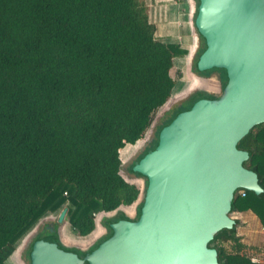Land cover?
I'll list each match as a JSON object with an SVG mask.
<instances>
[{
	"label": "trees",
	"instance_id": "1",
	"mask_svg": "<svg viewBox=\"0 0 264 264\" xmlns=\"http://www.w3.org/2000/svg\"><path fill=\"white\" fill-rule=\"evenodd\" d=\"M147 1L0 0V264L46 216L65 209L68 229L83 239L93 215L135 202L138 187L120 174L119 151L146 134L174 87L172 60L186 54L155 39ZM236 148L247 152L242 167L256 174L262 196L243 190L230 213L253 215L264 232V123ZM123 218L117 211L104 225ZM236 224L208 243L218 264H264L241 253ZM110 235L86 252L61 246L53 228L33 241L48 237L83 259Z\"/></svg>",
	"mask_w": 264,
	"mask_h": 264
},
{
	"label": "water",
	"instance_id": "2",
	"mask_svg": "<svg viewBox=\"0 0 264 264\" xmlns=\"http://www.w3.org/2000/svg\"><path fill=\"white\" fill-rule=\"evenodd\" d=\"M189 1L194 46L188 63L199 36L205 49L196 68L222 69L225 91L217 73L205 79L191 75L188 93L218 101L200 99L158 131L154 150L131 168L141 176L128 182L138 187L131 209L104 214L124 216L109 225L110 237L83 259L41 238L31 245L30 264H218L208 243L216 232L232 229V197L237 190L262 196L256 174L242 167L248 154L236 144L264 123V0H196L197 7ZM64 215L65 209L57 221ZM99 218L83 252L105 234Z\"/></svg>",
	"mask_w": 264,
	"mask_h": 264
},
{
	"label": "crops",
	"instance_id": "3",
	"mask_svg": "<svg viewBox=\"0 0 264 264\" xmlns=\"http://www.w3.org/2000/svg\"><path fill=\"white\" fill-rule=\"evenodd\" d=\"M147 4L149 6L148 20L155 28V39L161 43L178 44L186 50L184 56L176 57L172 60V67L169 70V76L174 80V87L168 101L175 97V100L172 101L173 104L187 96L190 89L188 86L184 91H181V86L186 82L183 73L185 64L187 62L189 66L188 58L194 46V34L190 23L192 4L189 0H148ZM125 147L127 148L128 146ZM233 220H239L238 228H244L243 230L247 231V235H251L250 238L254 236L257 240L264 239V232L253 215L235 213L233 214ZM4 264L15 263L9 257Z\"/></svg>",
	"mask_w": 264,
	"mask_h": 264
},
{
	"label": "flooded vegetation",
	"instance_id": "4",
	"mask_svg": "<svg viewBox=\"0 0 264 264\" xmlns=\"http://www.w3.org/2000/svg\"><path fill=\"white\" fill-rule=\"evenodd\" d=\"M205 49V43L203 41V39L201 37H199L198 39V49L196 51V53L194 54L193 56V59L191 61V63L185 64V69H184V77L186 79V82H185V86L187 85V87L189 86V84H191V81H190V78H189V73L187 72V70L189 69L190 71V74L191 75H194L196 77H199V78H207L209 77L210 75L214 74V73H217L218 74V79H219V83H220V87L222 89V92L225 91V87H226V84H224V82L222 81V73L224 74V71L222 69H219V68H211L210 70H208V72H206L205 70L204 71H200L196 68V62H197V59L198 57L200 56V54L202 53V51ZM186 87V88H187ZM204 95V97L200 98V96L197 98L198 100L200 99H204V100H207V101H212V102H215V101H218L216 99H213V98H210L209 96H207L206 94L202 93ZM196 98L195 96H188L186 97L184 100H181V101H177L176 103H173L172 104V101L175 100V97L174 98H171L168 103H166L164 105V107L155 115V119L154 121L152 122L153 123H156V128L154 129L153 131V136L150 135V129H149V132H147L138 142H136L134 145H132L133 147V151L130 152L125 161L124 162H121L120 163V174L128 181H133L135 179H138V178H141L138 174H134V173H129L127 170V168L131 165L132 161L135 159V157H137L138 154H141L148 146L151 145V143L153 142L154 140V132L155 130L157 129V127L162 124V122L165 120V119H168L169 117H171L174 113H176V115L179 113V112H183V111H187L188 109H190V107L193 105V103L190 105V102ZM196 100V101H198ZM195 101V102H196ZM194 102V103H195ZM190 105V106H189ZM187 106H189L187 108ZM175 115V116H176ZM174 116V117H175ZM151 128V127H150ZM151 140V142L148 143V141ZM142 149V150H141ZM140 150H141V153H140ZM146 154V153H145ZM135 165V164H134ZM133 165V166H134ZM132 166V167H133ZM131 167V168H132ZM144 179V178H143ZM145 180V179H144ZM146 182V181H145ZM130 209V208H128ZM61 212V211H60ZM136 214H137V211H136ZM59 215V214H58ZM58 215L57 216H46L45 218H43L42 220H40L32 229L30 232H28L24 237L23 239L21 240V242L18 244V246L16 247V249L14 250V252H19V256L20 258H22L23 261H25V264H30L29 263V255L28 257L26 256V250L29 246V244L35 241L34 238L36 237V235L43 229H48L49 231H52V228L53 230L55 231V236L57 238V241L59 242V244L61 246H63L64 248H69V249H77L79 251L82 252L81 248L80 247H72V246H66L65 244H67V241L65 240L64 238V235L63 232H60L62 231V229L66 226V223H65V220H64V217L62 218V220L60 222L57 221V218H58ZM99 214H97V217H96V220L99 218ZM104 216V215H103ZM137 215H135V218H136ZM106 220H110V219H106ZM104 222L105 219L102 218L100 220V223L102 226L105 227L106 231H105V235L108 233V232H111V230L109 229V225L110 224H113V223H116V222H109L107 223L106 225H104ZM41 227V228H40ZM36 229H38V231H36ZM35 232V234L32 236L33 238H31L29 240V242L25 243V241L28 239L30 233L32 232ZM75 236V235H74ZM104 236V235H103ZM89 237V236H87ZM87 237L83 238V239H86ZM75 238L77 239H81L79 238L78 236H75ZM101 238V237H100ZM99 238V239H100ZM98 239V240H99ZM97 240V241H98ZM96 241V242H97ZM95 242V243H96ZM94 243V244H95ZM55 244V243H54ZM56 246V249L57 250H60V251H63V252H67V253H74L72 251H65L61 248H58L57 244H55ZM91 247V246H90ZM90 247H88L84 252H86ZM13 252V253H14ZM12 253V254H13ZM90 253V252H89ZM11 254V258L13 259V255ZM29 254V252H28ZM75 254V253H74ZM76 255V254H75ZM77 256V255H76ZM80 259V258H79Z\"/></svg>",
	"mask_w": 264,
	"mask_h": 264
},
{
	"label": "rangeland",
	"instance_id": "5",
	"mask_svg": "<svg viewBox=\"0 0 264 264\" xmlns=\"http://www.w3.org/2000/svg\"><path fill=\"white\" fill-rule=\"evenodd\" d=\"M198 39H199V36H198ZM210 69H207L205 71L208 72V70H210ZM187 72L189 73L188 75H189V78H190L191 74H190L189 69L187 70ZM222 81L224 82V84H226V74H225V72H224V74L222 73ZM191 85L192 84H189V87ZM186 87H187V85L186 86H185V84L182 85L181 86V91H184V89ZM202 93L203 92H196V91L189 92V94L187 96L183 97L181 100H184L186 97H188L190 95L195 96V97H199L200 96V98L201 97L203 98L204 95ZM126 146H128V147L127 148L124 147L123 149H121L119 151V158H120L121 162H124L126 157H127V155L134 150L133 147H131L129 145H126ZM237 193H238V191H237ZM126 209H128V208H126ZM130 209H128V210H130ZM229 216L233 219V214L232 215L230 214ZM99 217H100L99 218V222H100V220L102 218L108 219V218H106V216H103V215H100ZM236 221H237V224L235 226L236 227V232H237V235L240 236V239H241L240 240L241 246H242L241 253L246 255L250 260H253L255 262H260V261L264 260V239L263 240H259V239L257 240V238L254 237V236L252 238H250L251 235L248 236L247 235L248 234L247 231L243 230L244 228L243 229H239L238 228L239 220H236ZM36 231H38V229H36ZM36 231L30 233V235H29L28 239L25 241V243L29 242V240L31 238H33L32 236L35 234ZM60 232H63V234H65L64 238L67 241V244H65L66 246L69 245V246H72V247L73 246L74 247L77 246V247H80V248H84L91 241V237H87L86 239H77V238H75L74 234L68 229L67 225ZM12 255H13V259L12 260H13V262L15 264H25V261H23L22 258L18 257L19 256V252L15 251Z\"/></svg>",
	"mask_w": 264,
	"mask_h": 264
},
{
	"label": "built area",
	"instance_id": "6",
	"mask_svg": "<svg viewBox=\"0 0 264 264\" xmlns=\"http://www.w3.org/2000/svg\"><path fill=\"white\" fill-rule=\"evenodd\" d=\"M151 125H152V124H151ZM150 127H151V126H150ZM149 129H151V128H149ZM149 129H148L147 132H149ZM147 132H146V133H147ZM237 194H238L240 197H244V191H243V190L238 191ZM93 217H94V219H96L97 215H93ZM250 261L256 263V262L253 261V260H250Z\"/></svg>",
	"mask_w": 264,
	"mask_h": 264
}]
</instances>
